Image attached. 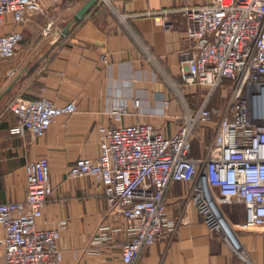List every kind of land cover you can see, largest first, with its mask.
<instances>
[{
	"label": "crops",
	"instance_id": "1",
	"mask_svg": "<svg viewBox=\"0 0 264 264\" xmlns=\"http://www.w3.org/2000/svg\"><path fill=\"white\" fill-rule=\"evenodd\" d=\"M41 1L45 13L20 24L8 13L0 25V34L14 29L23 34L14 56L0 58V202L25 200L26 163L47 157L53 193L39 226L66 221L60 239L63 259L55 264H125L121 249L131 221L108 214L103 186L93 176L69 178L67 170L79 157L100 153L99 126L114 123L110 109L116 104L129 108L124 123L148 121L168 135L179 128L187 105L226 108L229 80L209 93L207 86L185 84L181 75L190 42L180 9L210 0H98L64 37V26L85 0H68L64 9V0ZM168 9L177 11L165 27L155 14ZM120 13L131 17L124 20ZM50 20L54 25L46 34ZM17 94L46 96L60 104L75 100L77 111L58 116L40 136L13 134L17 115L9 104ZM135 97L141 98L139 106ZM216 127L217 118L199 128L191 155L206 153ZM190 187L184 181L168 186L166 217L175 229L144 247L133 264H264V226L245 223L244 204L223 203L227 227L214 229L190 202ZM102 226L120 230L95 255L89 250L98 245L92 239ZM4 236L0 227V262Z\"/></svg>",
	"mask_w": 264,
	"mask_h": 264
},
{
	"label": "built area",
	"instance_id": "2",
	"mask_svg": "<svg viewBox=\"0 0 264 264\" xmlns=\"http://www.w3.org/2000/svg\"><path fill=\"white\" fill-rule=\"evenodd\" d=\"M173 11L162 10L155 17L168 27ZM180 11L190 42L181 65L184 83L207 86L212 93L229 80L226 108L187 105L179 128L168 135L148 121L124 123L129 108L116 104L110 109L114 123L99 126L100 153L79 157L67 170L69 178L93 176L103 186L108 214L131 221L121 249L125 264L135 263L142 249L166 230L174 231L165 201L174 181L191 183L189 200L211 228L227 227L221 205L232 202L244 204L247 225L264 226V0H210ZM45 12L41 0H0V25L8 13L20 24L27 16ZM53 25L48 21L44 33ZM22 39L19 29L0 34V58L14 56ZM134 104L139 106L141 98L135 97ZM9 107L17 115L11 133L34 136L43 134L58 116L77 111L75 100L60 104L50 97L22 94L15 95ZM216 118L206 153L191 155L199 128ZM26 174V199L0 202V227L5 229L0 264H55L63 259L60 239L66 221L39 226L53 193L49 159L28 161ZM119 230L102 226L92 239L98 245L89 252L102 254L99 246Z\"/></svg>",
	"mask_w": 264,
	"mask_h": 264
},
{
	"label": "water",
	"instance_id": "3",
	"mask_svg": "<svg viewBox=\"0 0 264 264\" xmlns=\"http://www.w3.org/2000/svg\"><path fill=\"white\" fill-rule=\"evenodd\" d=\"M97 1L98 0H85L83 4L76 11L72 20L64 26L61 32V37H64L69 32L71 26L77 23L78 21H80Z\"/></svg>",
	"mask_w": 264,
	"mask_h": 264
},
{
	"label": "trees",
	"instance_id": "4",
	"mask_svg": "<svg viewBox=\"0 0 264 264\" xmlns=\"http://www.w3.org/2000/svg\"><path fill=\"white\" fill-rule=\"evenodd\" d=\"M69 4V1L68 0H64L63 2H62V9H64L67 5Z\"/></svg>",
	"mask_w": 264,
	"mask_h": 264
}]
</instances>
